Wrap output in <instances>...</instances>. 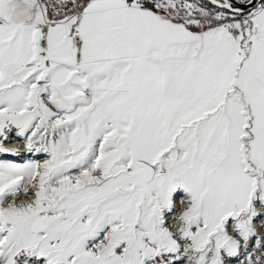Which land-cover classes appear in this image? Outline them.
<instances>
[{
    "label": "snow or ice",
    "instance_id": "6c2138e0",
    "mask_svg": "<svg viewBox=\"0 0 264 264\" xmlns=\"http://www.w3.org/2000/svg\"><path fill=\"white\" fill-rule=\"evenodd\" d=\"M0 264H264V0H0Z\"/></svg>",
    "mask_w": 264,
    "mask_h": 264
}]
</instances>
